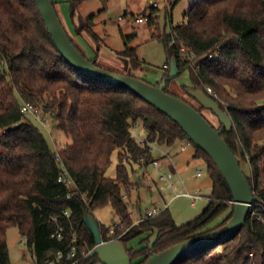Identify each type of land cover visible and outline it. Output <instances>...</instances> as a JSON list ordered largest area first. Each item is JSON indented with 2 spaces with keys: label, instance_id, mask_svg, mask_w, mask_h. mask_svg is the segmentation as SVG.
<instances>
[{
  "label": "trees",
  "instance_id": "16d2710c",
  "mask_svg": "<svg viewBox=\"0 0 264 264\" xmlns=\"http://www.w3.org/2000/svg\"><path fill=\"white\" fill-rule=\"evenodd\" d=\"M148 13L143 15L148 17L151 39L162 43L167 61L174 59L178 75L188 73L190 88L210 89L208 96L231 119L232 128H223L221 137L233 154L241 146L251 169L248 182L254 196V207L237 233L175 264H264V0H192L186 22L162 34L157 29V8H149ZM92 27L89 20H80L75 31L95 40ZM133 38L122 37L123 50L118 54L137 69L142 63L129 45ZM89 61L104 69L96 56ZM169 68V63L164 65L165 74L157 85L165 82L164 92L180 98L169 91L173 83ZM22 103L33 104L52 118L70 144L52 151L21 114ZM198 106L194 109L201 114L203 108ZM137 124L145 133V147L131 135ZM187 141L175 123L133 93L86 78L65 62L35 0H0V264H10L6 231L12 227L25 240L34 264L55 260L57 252L63 254L59 264H100L96 256L88 257L95 243L83 214L93 216L105 207L112 209L122 228L109 235L108 228L97 222L101 240L123 244L131 264H144L152 254L220 228L232 216L233 197L209 157L192 144V158L203 163L211 182L208 204L199 217L177 226L166 209L135 224L129 210L138 183L131 181L127 166L133 175V165L145 170L150 166L153 156L148 144L170 148ZM114 152L116 177L109 179L105 174ZM60 176L73 185L58 182ZM228 209L221 222L208 228ZM59 228L61 240L55 237ZM154 230L158 235L149 248ZM139 238L138 250L127 247ZM71 248L76 255L67 260Z\"/></svg>",
  "mask_w": 264,
  "mask_h": 264
},
{
  "label": "rangeland",
  "instance_id": "374dc122",
  "mask_svg": "<svg viewBox=\"0 0 264 264\" xmlns=\"http://www.w3.org/2000/svg\"><path fill=\"white\" fill-rule=\"evenodd\" d=\"M51 2L55 3L56 14L64 30L87 60H91L96 56L97 64L104 69L124 75L127 74L144 80L151 85H157L159 78L165 74L164 65L170 62L167 61L162 43L156 39H151V31L148 24L146 22L137 23V19L144 16L143 12L148 15L149 8L156 4L158 32L161 34L164 32L169 33L171 26L182 25L186 22L185 14L192 0H51ZM152 17L155 18L154 15ZM80 20H89L93 25L92 32L96 36L95 40L86 32L77 33L75 31V28L79 26ZM88 24L87 21H84L83 26L87 27ZM128 36H134L129 45L136 49L137 58L142 63L137 69L131 68L128 59L118 54L123 50L122 37ZM181 86L189 88L191 86L187 72H183L173 78L169 91L198 109V104L187 94L189 88L186 89V92H182L178 89ZM201 114L213 128H219L220 124L217 118L210 111L203 109ZM38 115L45 122L41 123L31 115L25 117L43 135L52 151L70 144V138L58 129L52 118L43 116L39 109ZM131 135L136 142L139 139L145 140V133L141 124H137L135 128L131 129ZM184 144L185 142H176L172 147L167 148L152 143L153 150L151 154L153 157H162L165 156L164 152L167 150L173 156L176 154L175 158L177 159L174 162L179 163V170L181 168L179 174L185 184L184 187L177 185L175 193L187 192L199 196L201 199L196 200L195 205L191 206L190 198H173L174 193L167 188L165 183L161 182L159 183L160 187H165L163 193L159 194L156 191H150L148 189L149 184L144 177L146 175L149 178L156 179V175L153 172L154 168L150 165L145 170L133 165L132 167L135 170L133 175L129 166H127L131 181L138 183L135 190L131 192L128 201L129 210L134 221L142 218L152 206L162 208L163 204L158 203L161 198L167 204L169 213L177 226L193 221L199 217L207 206L211 182L204 174L205 167L203 163L191 157L193 148H187L185 151L180 150ZM116 166L117 154L114 152L111 156V164L105 174L107 178L114 179L116 177ZM196 170L203 171L202 178L196 179L194 177ZM230 210L228 209L226 213L212 221L208 228H212L221 222ZM93 217L96 222L107 228L112 227L117 221L110 207L94 211ZM140 240L141 238L133 240L127 247L134 251L138 250L141 247H139ZM6 244L10 264H34L31 252L16 228L12 227L6 231ZM144 246L145 244L142 247Z\"/></svg>",
  "mask_w": 264,
  "mask_h": 264
},
{
  "label": "water",
  "instance_id": "95a60500",
  "mask_svg": "<svg viewBox=\"0 0 264 264\" xmlns=\"http://www.w3.org/2000/svg\"><path fill=\"white\" fill-rule=\"evenodd\" d=\"M41 19L62 58L75 71L86 78L112 85L129 91L142 101L169 118L182 131L191 144L203 151L212 161L221 177L226 182L233 197V213L229 221L209 233L195 236L177 243L162 252L152 254L144 264H175L185 256L198 250L215 247L237 233L245 223L254 202L252 188L248 180L251 169L243 160L241 146L237 145V154H233L221 137L222 129L230 131L232 122L226 112L200 88H189L187 94L203 109L210 111L220 124L213 128L200 113L183 100L164 92L166 83L151 85L139 78L110 72L95 66L93 61L85 59L73 46L54 10L51 0H35ZM169 79L178 75L174 59L170 60ZM83 222L94 239L95 247L88 257L96 256L100 264H131L129 253L123 244L116 241L103 243L98 223L93 216L84 213ZM158 235L153 231L149 241L152 247Z\"/></svg>",
  "mask_w": 264,
  "mask_h": 264
},
{
  "label": "built area",
  "instance_id": "2783aa9c",
  "mask_svg": "<svg viewBox=\"0 0 264 264\" xmlns=\"http://www.w3.org/2000/svg\"><path fill=\"white\" fill-rule=\"evenodd\" d=\"M152 8H155L156 9L157 8L156 4H153L152 5ZM147 21H148V17L147 16H143V17H140V18L137 19V23H143V22H147ZM206 92H207L208 95H211L212 94V92H211L210 89H207ZM20 112L24 116L31 115L35 120H37V121H39L41 123L45 122V121H42L40 119V117L38 115V109L33 104H30V103H22ZM135 127L136 126H134V128ZM137 144L140 147H145L146 146L145 140H140L139 139V141L137 142ZM147 147H148V150L152 153L153 147L151 146V144H148ZM191 147H192L191 142L187 141V142H185V144L183 146H181L180 150L181 151H185L187 148H191ZM150 165L155 170H157V171H162V169H163L162 164L159 161L154 160V159L152 160V162H151ZM202 175H203V171L202 170H197L195 172L194 177L196 179H199V178L202 177ZM144 179L149 184L148 189L150 191H156L159 194L160 193H163L165 191V189H164L165 187L164 186L163 187H160L161 185L159 183L160 182L161 183H165L166 186H167V188H169L171 190V192L174 193V198H176V197H186V198H190L191 199V202H190V205L191 206H194L195 205L196 200L201 199L199 196L192 195V194H189L187 192H185V193H179V194L178 193H175L176 184L183 185V182H182L181 179L175 177L171 172H166V173L159 172V174H157L156 179L149 178L148 176L145 175ZM58 182H61V183L66 184L67 187L70 186V185H73V183H72V181L70 179H65L64 177H61V176L59 177ZM158 203L163 204V207L162 208H154V207L151 208L150 210H148L145 213V215L142 218H139L138 220H136L135 221V224L140 223L142 220L156 217V216L160 215L164 210L168 209L167 208V204H165L162 199H160ZM252 207H254V205H252L251 208ZM64 216L65 217L68 216L67 212H64ZM51 221L55 222V218H51ZM116 227L122 228L121 225H118L115 222L112 225V227H109L108 228L109 235H112L113 234L114 228H116ZM55 237L58 240H61L62 237H61V229L60 228L56 231ZM108 242H111V241H108ZM108 242H103V243H108ZM81 254L82 255H85L86 253L84 251H82ZM75 255H76L75 248H71V250L69 251V253H68L67 257H66V259L69 260L71 258H74ZM62 258H63V254L61 252H57L56 253L55 260L49 261L47 264H59L60 261L62 260Z\"/></svg>",
  "mask_w": 264,
  "mask_h": 264
},
{
  "label": "crops",
  "instance_id": "0c3cea01",
  "mask_svg": "<svg viewBox=\"0 0 264 264\" xmlns=\"http://www.w3.org/2000/svg\"><path fill=\"white\" fill-rule=\"evenodd\" d=\"M160 79V78H159ZM159 81V80H158ZM164 154H165V156H162V157H153V159L154 160H157V161H159L161 164H162V166H163V169H162V171H157V170H153V172H154V175H156V177H157V174H159V172H162V173H166V172H171L175 177H177V178H179V179H181L182 180V182H183V185H180V186H183L184 187V184H185V182H184V180H183V178L182 177H180V170H181V168H180V170H179V163L178 162H174V160H176L177 158H175L177 155L175 154V156H173L172 155V153L171 152H169L168 150L167 151H165L164 152ZM193 156V153H192V155H191V157ZM168 158V159H167ZM197 171V170H196ZM202 177H203V175H202ZM201 177V178H202ZM178 184H176V186H177ZM174 198V197H173ZM208 198V197H207ZM162 199V198H161ZM163 201H164V199H162ZM159 202V201H158ZM165 202V201H164ZM157 208V207H155V206H152L151 208ZM150 208V209H151ZM149 209V210H150ZM31 257H32V260H33V256H32V254H31ZM33 263H34V261H33Z\"/></svg>",
  "mask_w": 264,
  "mask_h": 264
}]
</instances>
